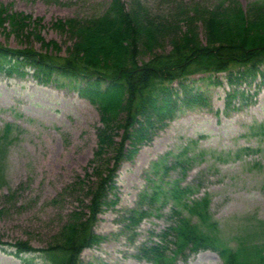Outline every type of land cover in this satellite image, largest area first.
Instances as JSON below:
<instances>
[{
  "label": "rangeland",
  "instance_id": "1",
  "mask_svg": "<svg viewBox=\"0 0 264 264\" xmlns=\"http://www.w3.org/2000/svg\"><path fill=\"white\" fill-rule=\"evenodd\" d=\"M111 1L0 0V5L40 20L35 33L45 42H56L64 53L72 41L54 27L55 22L99 14ZM237 1L246 10L252 0ZM143 2L153 9L163 0ZM5 26L0 32L2 45L41 49L33 35H16ZM29 30L33 32V25ZM225 76L216 75L220 86L202 81L204 75L193 76V86L209 97V106L181 111L120 163L108 194L110 204L93 226L102 241L81 252L83 264H148L137 257V249L172 222L176 209L172 191L179 192L175 186L189 187L182 199L207 198L217 235L230 248L240 246L243 255L252 252L250 247L264 253V86H258L257 79L240 87L252 97L249 104L238 97L227 101L232 88ZM8 125L9 143L0 165V241H23L43 249L72 212L82 211L81 202L87 203L85 190L92 186L87 177L95 181L100 114L76 91L41 85L30 75H0V133ZM79 181L87 186H79ZM140 211L146 215L133 224L130 218ZM14 252L0 245V264H24V258L32 257L35 264H44L37 254ZM176 264H223V260L206 250Z\"/></svg>",
  "mask_w": 264,
  "mask_h": 264
},
{
  "label": "trees",
  "instance_id": "2",
  "mask_svg": "<svg viewBox=\"0 0 264 264\" xmlns=\"http://www.w3.org/2000/svg\"><path fill=\"white\" fill-rule=\"evenodd\" d=\"M5 25L16 35H33L41 49L0 43V74L30 75L41 85L76 91L100 114L95 181L87 177L92 186L85 190L88 200L81 202L82 211L69 215L46 248L0 241L13 247L15 254L37 253L45 264H83L80 253L102 241L93 226L102 208L110 204L108 194L120 163L181 111L209 106V97L193 86V76L204 75L202 81L220 86L216 75L225 73L232 88L227 100L238 97L242 104H249L251 97L240 87L257 79L258 86H264V0H252L246 10L237 0H163L153 9L143 0H130L128 5L112 0L99 14L55 22L54 27L72 41L64 53L56 42H45L35 33L40 20L32 21L29 15L0 5V32ZM10 131L8 125L0 133V165ZM109 153L110 159H104ZM78 184L87 186L82 181ZM176 187L172 224L157 241L141 246L138 258L151 264H176L208 249L217 252L223 264H264L261 248L250 247L252 252L243 255L240 246L232 249L219 238L207 198L182 199L190 190ZM156 193L160 195L157 189ZM134 214L130 220L136 224L146 212ZM24 263L32 264V260Z\"/></svg>",
  "mask_w": 264,
  "mask_h": 264
}]
</instances>
